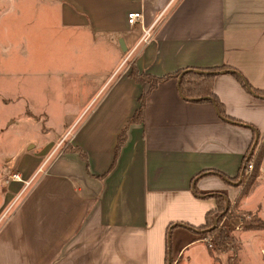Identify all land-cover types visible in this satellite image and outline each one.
<instances>
[{"label":"crops","instance_id":"crops-1","mask_svg":"<svg viewBox=\"0 0 264 264\" xmlns=\"http://www.w3.org/2000/svg\"><path fill=\"white\" fill-rule=\"evenodd\" d=\"M38 4L60 71L70 73L73 63L77 78L76 112L51 148L67 140L87 159L67 150L38 178V165L20 171L24 181L15 180L0 208L2 215L12 210L0 221V264H167L170 257L217 264L202 233L188 226L205 224L217 208L215 193L236 201L242 186L220 174L239 175L254 132L223 119L212 102L185 100L172 78L148 94L143 121L130 124L112 168L119 135L149 90L128 68L164 77L230 65L264 90V0ZM133 11L143 13V23L129 24ZM214 91L227 114L255 126L262 141L264 97L231 73L215 77ZM42 156L41 166L48 153ZM262 178L239 208L264 218Z\"/></svg>","mask_w":264,"mask_h":264},{"label":"rangeland","instance_id":"rangeland-1","mask_svg":"<svg viewBox=\"0 0 264 264\" xmlns=\"http://www.w3.org/2000/svg\"><path fill=\"white\" fill-rule=\"evenodd\" d=\"M38 1L41 2L0 0V208L8 198L6 193L16 183L13 177L20 175L21 181H24L20 171L30 170L37 165L40 168V155L48 153L45 157L47 162L43 166L45 170L64 151L74 150L71 142L66 143L67 140L54 149L51 148V139L58 138L56 136L60 133L59 130L64 128L63 122L72 118L76 112L73 108L76 105L73 90L77 78L73 79V63L70 73L60 71L58 45H51L49 42L48 29L44 28L43 8ZM128 64L131 62L126 65ZM134 68L129 66L128 69ZM123 69H127L126 66ZM108 74H104L102 79ZM70 75L71 81L66 82V77ZM67 115L71 117L68 118ZM261 173L264 177V158L259 176ZM41 174L43 172L38 171L37 178ZM19 202L20 199L17 204ZM239 207L240 205L236 209L231 207L219 224L233 236L232 243L213 246L211 239L214 234L204 236V241L209 247H213L215 258H219L217 264H228V255L232 254L237 256L238 264H264V230L247 229L245 226V219L255 222L257 220L254 218H264L256 212L243 211ZM10 209L11 207L3 215L0 213V221L11 213ZM218 214L213 212L211 217ZM215 225L200 231L210 230ZM168 238L170 247L172 239Z\"/></svg>","mask_w":264,"mask_h":264},{"label":"trees","instance_id":"trees-1","mask_svg":"<svg viewBox=\"0 0 264 264\" xmlns=\"http://www.w3.org/2000/svg\"><path fill=\"white\" fill-rule=\"evenodd\" d=\"M131 73H132L131 76L137 82L139 83L148 82L150 86H149L148 92L145 93L140 98L139 108L136 110L133 117L130 119L128 124L124 127V129L119 135L118 143L115 149V158H114L112 168L114 167L116 160L127 140V131H128L130 124L143 121L144 102H145L146 97L160 83L165 82L172 78H177L179 80V92L185 100L190 101V102H212L216 106L219 115L223 119L229 122L235 123L237 125H243V126L249 127L253 130L254 140L247 154L245 155L243 159L239 175H237L234 178H229L224 174H220L221 176L227 178L228 180L235 181L238 183V185L242 186V190L238 198L236 199V201L232 203L225 193H215L213 196L217 198V208L216 210L210 211L207 214V220L205 224L200 225V226H190V225L188 226L200 233L202 232L203 236L214 234L212 238V241L214 243L213 246H219V245H225L227 243L228 244L232 243V241H234L233 236L229 233V231L224 226H220L219 224L222 221V219L225 218V216L227 215V212L229 211L231 207L236 209L241 204L242 198L244 197V195H246L251 190L252 185L256 182L257 178L259 177L260 167H261V164L264 158V139L261 141V134L255 126L245 121L231 117L229 114H227L224 104L222 103V101L219 99V97L214 91V81H215V77L218 74L231 73L234 76H236L239 79V81L252 94L258 97H264V90L257 89L253 87L252 85H250L247 79L244 77V75L237 68L230 66V65L217 66V67H212L210 69H197V68L184 69V70H179L175 73L168 74L164 77H156V76H152L149 74L141 75L136 68H134ZM74 150L80 151L81 156L87 159L86 153L81 151V149L75 148ZM250 165H253V170L250 169ZM251 170H252V174L249 176L248 174L251 172ZM245 181H247L246 184L244 183ZM195 193L200 194V192L197 189H195ZM213 212L219 213L217 215L218 218L217 216L214 218L211 217ZM254 219L257 221L252 222L250 220L245 219V226L248 227L247 229L250 228V229L264 230V220L257 219V218H254ZM213 224H216V225L212 229L207 230V231H200L201 229H204L205 227H208V226L212 227ZM209 249H210L211 254L214 256L215 251L213 247H209ZM227 261H228V264H238L237 256L235 254L228 255ZM167 264H174L173 259L170 258V261H168Z\"/></svg>","mask_w":264,"mask_h":264},{"label":"built area","instance_id":"built-area-1","mask_svg":"<svg viewBox=\"0 0 264 264\" xmlns=\"http://www.w3.org/2000/svg\"><path fill=\"white\" fill-rule=\"evenodd\" d=\"M143 21H144V15H143V13H141V12H139V11H133V12H131V13H129L128 14V22H129V24L131 25V26H134V25H136L137 23H143ZM145 32V37L143 38L145 41H147L148 40V38H149V36L148 35H150L149 33H150V29H148V30H145L144 31ZM47 162V160L45 161V163ZM44 163V164H45ZM44 164L38 169V171L40 172H46V171H44V169H43V166H44ZM253 168V165H250V169H252ZM14 180H19V181H21V177H20V175H15L14 177ZM212 240V239H211ZM207 241H208V239H207ZM211 244V243H210Z\"/></svg>","mask_w":264,"mask_h":264},{"label":"water","instance_id":"water-1","mask_svg":"<svg viewBox=\"0 0 264 264\" xmlns=\"http://www.w3.org/2000/svg\"><path fill=\"white\" fill-rule=\"evenodd\" d=\"M171 258V257H170Z\"/></svg>","mask_w":264,"mask_h":264}]
</instances>
